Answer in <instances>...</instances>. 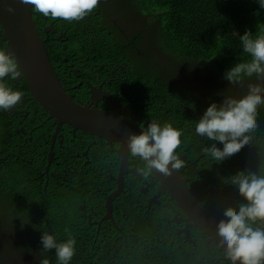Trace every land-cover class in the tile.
Masks as SVG:
<instances>
[{
	"label": "flooded vegetation",
	"instance_id": "1",
	"mask_svg": "<svg viewBox=\"0 0 264 264\" xmlns=\"http://www.w3.org/2000/svg\"><path fill=\"white\" fill-rule=\"evenodd\" d=\"M135 7V0H100L99 6L83 20L66 22L44 17L32 6L31 17L68 96L81 105L118 114L142 130L152 120L164 119L170 110L167 101L152 88L144 50L147 42L136 48L135 40L127 37L130 35L119 22ZM4 32L0 22V48L14 52ZM138 67L143 69L137 71ZM6 83L24 95L14 109L0 110V126L4 122L5 132L12 137L19 134L17 141L11 142L4 136L3 148L15 146L21 159L27 161V166L22 164L30 176L27 180L47 196L51 193L58 197L61 190L70 191L66 208H75V216L80 219L73 226L77 228L73 236L82 245L76 250V262H81L82 257L107 256L104 264H117L127 258L123 250L127 240L130 250L132 244H139L147 252L153 241L192 258L203 246L204 259L207 254L221 253L211 264L225 261L223 252L197 226L191 214L176 204L153 173L145 175L141 171L144 162L131 157L123 142L117 141L118 135L115 138L110 132L100 136L56 123L34 99L23 72L21 77ZM203 114L196 112L194 122ZM201 148L199 144L192 146L194 152ZM180 149L177 152L185 167L179 175L184 188L203 209L224 219L221 209L226 197L222 193L217 197L218 185L205 175L211 158L201 152L189 159L187 150ZM1 159L6 164V159Z\"/></svg>",
	"mask_w": 264,
	"mask_h": 264
},
{
	"label": "trees",
	"instance_id": "2",
	"mask_svg": "<svg viewBox=\"0 0 264 264\" xmlns=\"http://www.w3.org/2000/svg\"><path fill=\"white\" fill-rule=\"evenodd\" d=\"M136 7L133 12L147 18L145 29L132 32L129 38L135 40L136 48L148 42L149 45L166 46L167 56L178 63H169L167 60L147 63L148 76L156 85L154 93L167 101L168 111L160 122H171L174 127L185 132L181 149L187 150L188 158L193 159L204 147L213 143L222 150L223 145L211 141L206 137H198L190 129L195 123L196 112H205L211 103L220 104L224 98H240L247 92L249 83L257 81L255 76L245 78L244 83L230 84L225 79V74L235 64L249 60L250 57L243 53L240 36L246 31L253 36L264 34V9L260 8L257 0H135ZM172 64V65H170ZM143 68H137V71ZM180 72L187 81L193 80L196 85L194 90L190 85L181 87L176 83V73ZM214 93L216 97H213ZM180 105H183L180 107ZM258 128L253 134V139L241 151L225 160L218 162L210 160L205 175L211 176L213 183L218 185V195L222 193L226 198L222 213L228 207L237 208L243 202L238 190L230 184V177L238 172H258L264 169V105L258 108ZM186 123H189L187 126ZM3 126H0V130ZM11 128V127H10ZM12 129V128H11ZM8 142L17 141L16 137L4 132ZM3 135V138H4ZM204 138V142L201 141ZM201 145V150L194 152L192 146ZM15 146L5 145L6 151L14 150ZM180 149V150H181ZM17 150V149H16ZM15 150V151H16ZM208 156L205 155V158ZM22 169H13L15 174ZM12 186L5 187L0 184V192L5 193ZM47 191V190H46ZM70 191H60L58 197L46 196L42 189L30 191L21 201V211L26 210L24 220L26 229L21 231L14 227L15 214L7 219L11 231L9 244L3 245V254L0 264H19L17 258L24 260L28 251L43 254L50 264H57L55 250L43 251L41 236L43 232L55 234L58 241L67 239L65 229L73 232L78 224L75 208L67 210L65 202H70ZM0 198H4L0 194ZM20 207L17 203H14ZM20 211V212H21ZM218 215V214H217ZM128 243V240H127ZM123 246L127 258L117 261V264H211L221 254L216 251L205 256V247H201L195 258L184 257L176 251L151 241L150 249L144 252L141 245L132 244L131 250ZM147 245V244H146ZM82 245L77 241V249ZM8 248V249H7ZM77 254L71 264H104L107 256L94 258H81L76 262ZM86 255V254H84ZM227 264L221 261L220 264ZM219 264V263H216Z\"/></svg>",
	"mask_w": 264,
	"mask_h": 264
},
{
	"label": "clouds",
	"instance_id": "3",
	"mask_svg": "<svg viewBox=\"0 0 264 264\" xmlns=\"http://www.w3.org/2000/svg\"><path fill=\"white\" fill-rule=\"evenodd\" d=\"M20 2L33 6L34 11L44 17L78 22L93 12L99 6L100 0H20ZM257 2L260 8L264 9V0ZM7 11L11 13L14 9L8 8ZM132 14L134 20H140L142 24L135 25V30L131 31L145 29L147 18L134 12ZM239 38L243 53H246L250 59L235 64L227 71L225 79L230 84L242 85L245 78L255 76L262 83H249L246 94L240 98L228 97L220 104L211 103L205 112H201L204 113L202 118L194 124L196 135L223 145L222 150L215 143L202 149L208 157L218 162L239 153L251 143L253 134L258 128V108L264 105V34L253 36L251 32L246 31ZM165 47L149 45L147 42V46L144 47L145 59L152 63H158L154 59L163 62L161 59L167 56ZM169 59H171L169 63H178L177 70H180V62L170 57ZM21 76L22 72L19 70L15 53L0 48V110L10 111L21 102L24 93L13 90L6 83L7 80ZM150 82L155 91L156 85L151 80ZM176 83L182 88L190 85L192 90L196 85L193 80H185L180 72L176 73ZM83 106L100 110L89 105ZM100 111L108 113L104 110ZM184 135V130L174 127L171 122L162 124L158 120H152L147 128L142 127L139 135H128L127 149L131 157H138L144 162L141 171L145 175L155 170L168 176L185 167L184 161L177 152L183 144ZM2 149L3 146L0 147V184L5 187L12 186V189L5 193L0 192L4 197L0 198L3 201L0 207V257L3 255L1 252L5 251L2 246L9 244L11 237L8 217L21 211V201L30 191L38 190L31 180H27V177H30L29 173L22 166V164L27 166V161L21 159V154L17 150L2 152ZM1 157L6 159V164L2 162ZM28 165L31 166L29 163ZM17 168L22 171L11 173V170ZM31 175H34V172ZM229 179L230 184L238 190L243 202L239 203L237 208L228 207L223 212L224 219L219 220L216 225V236L219 238L217 246L224 249L223 255L227 264H264V169L258 172L241 171ZM44 194L46 195V192ZM48 196L53 195L50 193ZM65 233L67 239L63 241H58L55 234L48 232H43L41 236L43 251L47 253L54 249L57 264H71L76 254V238L67 228ZM24 256V260H20L19 263L50 264L47 258H43V254L36 251L30 250Z\"/></svg>",
	"mask_w": 264,
	"mask_h": 264
},
{
	"label": "water",
	"instance_id": "4",
	"mask_svg": "<svg viewBox=\"0 0 264 264\" xmlns=\"http://www.w3.org/2000/svg\"><path fill=\"white\" fill-rule=\"evenodd\" d=\"M31 7L22 4L20 0H0V22L5 31V38L9 40L16 60H19L20 70L34 99L56 123H64L100 136L112 132V136H119L117 141L121 140L127 147L128 135H139L142 130L118 114L88 108L68 96L51 66L43 41L35 28ZM8 8L14 9V12H8ZM179 171H174L168 176L155 170L152 173L169 191L176 204L184 212L191 214L197 221V226L218 245L216 225L221 219L197 203L196 197L184 188ZM218 248L224 253L222 247Z\"/></svg>",
	"mask_w": 264,
	"mask_h": 264
},
{
	"label": "rangeland",
	"instance_id": "5",
	"mask_svg": "<svg viewBox=\"0 0 264 264\" xmlns=\"http://www.w3.org/2000/svg\"><path fill=\"white\" fill-rule=\"evenodd\" d=\"M119 22H121V27H123L125 29L124 31H125V33L127 35H130L131 34V30H135V28H136L135 25L140 26L142 24V22L140 20H138V21H135L134 20V17H133L132 12L126 14L125 15V18H121ZM161 60L162 61H165V60L170 61L171 59H169V57L165 56ZM182 61L183 60H181V59H177V62H182ZM255 79L257 80L256 77H255ZM252 83H262V82L259 81V80H257V81L252 82ZM213 97L217 98L215 93H214ZM4 132H5V124L3 122V127L0 130V147L3 146V144H2L1 141L3 140V134H4ZM2 202H3L2 199H0V207L2 205ZM25 211L26 210H24L23 212H17V213H15V219H14L13 225H14L15 228H17V229H19L21 231H24L26 229V227H27L26 226V222L24 220V215H23V213ZM19 264H21V263H19Z\"/></svg>",
	"mask_w": 264,
	"mask_h": 264
}]
</instances>
